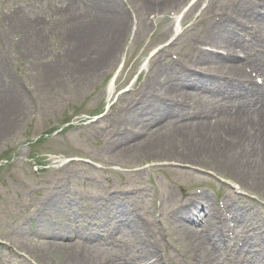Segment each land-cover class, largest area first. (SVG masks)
<instances>
[{"label": "rangeland", "instance_id": "374dc122", "mask_svg": "<svg viewBox=\"0 0 264 264\" xmlns=\"http://www.w3.org/2000/svg\"><path fill=\"white\" fill-rule=\"evenodd\" d=\"M83 1L78 0L74 4L79 9V13L82 10L97 11L91 8L93 5L88 0ZM155 1L157 0H153ZM236 1L221 0L219 3L223 5ZM203 2L204 0L198 2L185 0L184 4L185 8L192 4L197 5L199 9L203 6ZM122 3L126 5L122 4L127 10L129 27L124 35L115 37L117 48L114 49L112 57L99 67L97 59L89 62L85 59V64L75 68L72 58L66 62V57L70 54L71 42L77 34L75 25L71 30L73 18L67 11V0H0V241L7 243L8 246L14 245L15 238L12 234L15 233L16 228H13V218L32 195L24 190L20 183L29 184L32 189L38 190L40 182L43 180L47 182L51 177L56 178L48 175L52 170L92 171V175L88 176L90 178L81 176L72 181L75 184L83 182L84 186H80L82 194L89 188H104L105 182H108V186L115 187L133 182L144 183L147 186L156 183L161 191L165 188L172 189L176 185L204 188L202 184L205 180L224 191L231 190L235 186L233 170H213L215 164L207 168L200 163L187 165L176 162L170 157L164 159L163 157L167 156L165 149H147L146 153L138 152L137 149L122 148L109 151L110 146L105 144L106 137L102 135L107 125L98 122H101L102 114L108 111L106 106L112 105L109 115V119H112L115 113H120L114 108L116 103L119 106L124 101L129 102L134 98V93L126 91L131 90L133 86L137 88L144 81L146 72L143 61L156 50L154 46L157 32L150 38V33L156 26V14L149 12L145 16L139 10L142 8L140 0H122ZM218 5L214 4L210 7V11H221ZM62 6L65 7L64 10H61ZM55 10L59 11L58 16L55 12L52 13ZM182 11L179 8L175 14H181ZM19 12L23 14L19 17V21L27 16L28 22L30 18L39 17V22L34 27L35 32L42 35L41 55L37 52L36 35H33L32 28L12 29L14 18ZM194 12L195 10L190 15L185 13L187 14L184 22L186 30L190 29L188 27L196 16ZM107 14L110 15V12L103 11V15ZM153 16L154 18L156 16V19H153ZM145 17L151 22L148 23V28L143 24ZM172 21L174 24L176 19L173 17ZM158 29L161 30V27H157L156 31ZM165 37L162 39L164 40ZM188 39L185 32L178 40V45L177 43L173 45L174 50L181 51L187 47L185 42ZM27 42L29 45L26 44ZM189 47L187 48L191 49ZM47 64L56 67L60 65L62 70L43 80L47 75L41 71V68L46 67ZM8 93L10 96L7 95ZM7 98L9 101H6ZM52 131L53 134H46ZM31 138L37 140L40 138L38 140L40 142L30 143ZM180 150L183 149L180 148L178 151ZM92 152L102 155L98 157L93 154L92 159L86 158ZM152 152L162 153L161 158H151ZM31 163H37L35 169L43 168L41 170L43 175H39L40 170L37 174L33 173L34 168ZM92 163L99 168L93 167ZM177 164L192 167L193 170L185 174L167 172V170L175 171L173 168L178 169ZM244 186L247 191L244 189L242 191L247 195L256 194L264 200L256 190V184L246 181ZM147 191L150 200L151 188L149 187ZM17 244L21 242L15 243ZM19 249L21 250L20 247ZM1 251L5 250L1 249ZM21 251L20 253L24 252ZM35 259H33L34 263L41 261ZM5 262V259H0V264Z\"/></svg>", "mask_w": 264, "mask_h": 264}, {"label": "bare ground", "instance_id": "6f19581e", "mask_svg": "<svg viewBox=\"0 0 264 264\" xmlns=\"http://www.w3.org/2000/svg\"><path fill=\"white\" fill-rule=\"evenodd\" d=\"M76 1L78 0H67L68 12L73 18L71 30L75 25V33L77 34L71 42V50L69 56L66 57V62L72 58L75 62V65L73 66L77 68L86 63L85 59H87L88 62L97 59L96 62L99 67L104 65L105 61L112 57L114 49L117 48L115 37L117 35H124L125 31H127V28L129 27V19L126 15L127 11L123 8L121 0H88L93 5L91 8L96 9L97 11L88 12L82 10L79 13V9L74 5ZM174 1L178 2L179 0ZM152 2L153 0H140L142 8L139 10L146 13L147 11L159 8L162 5L169 4V0H159V6L153 5ZM244 8L246 12L248 11L251 13L250 16H252L257 23L256 26L259 25V27L264 28V20L262 19V16H264V9L256 8L251 1H247L244 4ZM105 10L110 12V15H103V11ZM37 21L38 20L33 18H30L29 20L31 26L34 28L33 35L37 36H35L37 40L35 45L37 52L41 55L43 52L40 49V46L42 45V35L35 32V27L38 23ZM168 23H170V21ZM225 28L226 23L222 22L217 27V31L214 29L213 33L209 32V37L205 40V43H214L218 45L221 44L222 40L225 41L230 39L231 34H227ZM12 29H20L18 20L14 21ZM238 29L239 27L236 26L237 31ZM170 32L171 27L166 26V28L160 32V35H167ZM80 34L82 35L79 36ZM257 41L258 36L253 34V40L250 41L251 46L246 48L248 59L253 62H255L254 59L256 60V52L258 50H264V44L261 45ZM164 49L165 47L161 48L159 53L162 54ZM234 59L235 56L227 51L221 57L207 55L206 53L201 54L199 62H196V64L201 65H214L215 68L213 69L221 70V73L224 72L233 75V80H231V78L228 80H218V78H209L196 73L189 74L185 71H183L181 75L177 77L175 76L174 79H171L170 74L174 70V65L166 63L157 66L155 73L147 80V83L141 90L142 108H136L133 113L130 112L131 114H129L128 120L141 130L149 131L143 132L145 136L151 135L154 138L148 141L144 136L139 138L136 134L129 135L126 132H119L118 134H115L120 136L119 141L123 144L129 143L127 150L137 149L138 152H144L147 149H165L167 150V156L163 157L164 159L170 157L177 162H187L186 164L190 163L191 165L200 163L201 165L210 166L214 164L213 162L217 164L218 161L220 168L226 170L228 168H233L237 164L236 161L241 160V164L248 167V171L245 174L246 178L251 179L253 176L256 181L252 182L259 185L260 189H263L264 135L258 137L253 134V131L256 126V128H260L258 126L264 124V87L261 89V92L260 89L256 90L257 93L253 98L255 100H262L259 109L253 111L254 114H252V110H246L245 106H243V110H239L229 116H221L219 120H202V118L210 117V111H206L204 108L205 104L203 103V108L199 107L196 109L197 111H200L195 114L199 117V120L197 121H181L179 124L175 125L165 119L168 115L184 114L183 106L181 107V105L177 103V100L182 95H185L184 98L187 97L190 100L196 99V101H200L204 98L205 94H208L209 99L213 100L211 106L216 113H219L222 110V107L230 106L231 102L235 99L242 100L244 105H246L247 100L244 97L242 89L238 87L244 86L245 88H251L253 86L245 75L234 69L233 64H231ZM58 70H62L60 65H57L56 67V65L47 64L46 67H42L41 71L47 75V78L43 80H47L48 76H53ZM163 78H165L164 81L170 82L171 86L167 87V83L164 82L159 85L162 95L160 96L161 100H158L157 102L155 97L152 98L151 91L152 87H155L158 81H161ZM12 85L13 82L11 83L10 89L12 88ZM7 95L10 96V93ZM6 101H9V98H7ZM19 107L20 105L18 108ZM192 117L196 116L192 115ZM115 145L119 146L120 144L117 143L111 147H114ZM180 148L183 150L178 151ZM245 150H253L255 152L253 159L248 160L244 156ZM146 152L147 151H145V153ZM182 152L185 154H180ZM161 156L162 153L159 154V152H152L151 158H161ZM212 159L215 160L212 161ZM221 159L227 162H223ZM67 193L68 192L66 191V194ZM57 199L58 198L49 204V206L52 207L51 210H59L61 207L68 209L70 206L74 205V199H64V196H62L59 201H57ZM204 203L205 205L201 208V204L195 206L196 203H191L189 209L181 211V222L179 223L180 229H176L178 234L187 235L189 243L194 248L200 249L201 260H205L206 263H208L212 259V254L207 252L208 237L202 238L197 228H193V225L190 226L192 222L195 223L196 220H199V228H204L209 232L208 225H211V228L213 227L212 222L215 218V214L211 207L212 205L206 198ZM204 208L206 209L201 211ZM124 213L127 214L126 212ZM125 218H128V220L130 219L129 221L124 222V224L127 225L126 228L128 230L132 231V228L138 224L137 220L130 218L128 214ZM46 225L47 220L41 226L42 231L38 232V229H36L38 236L42 237L43 235H49L45 230ZM176 227H178V225H176ZM60 230L61 232L59 234L49 236V238L51 237L49 244L45 245L38 239L23 238L24 243L21 246L32 258L43 260L42 264H97L98 257L93 256L94 249L88 247V251H84L80 254L83 258L78 257L76 246L71 245V248H69L66 243H63L66 234L63 232V228H60ZM148 247L153 250L152 245H149Z\"/></svg>", "mask_w": 264, "mask_h": 264}]
</instances>
